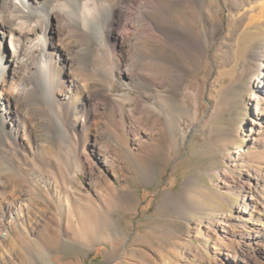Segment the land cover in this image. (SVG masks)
<instances>
[{"label": "rangeland", "instance_id": "374dc122", "mask_svg": "<svg viewBox=\"0 0 264 264\" xmlns=\"http://www.w3.org/2000/svg\"><path fill=\"white\" fill-rule=\"evenodd\" d=\"M159 2L149 15L175 41L157 53L177 62L155 64L151 90L101 80L90 60L63 94L67 132L54 123L0 157V216L23 209L5 214L0 264H264V0ZM90 93L111 101L98 121Z\"/></svg>", "mask_w": 264, "mask_h": 264}, {"label": "bare ground", "instance_id": "6f19581e", "mask_svg": "<svg viewBox=\"0 0 264 264\" xmlns=\"http://www.w3.org/2000/svg\"><path fill=\"white\" fill-rule=\"evenodd\" d=\"M74 1L0 0V83L8 77L13 86L8 94L2 92L6 89H0V157L4 159L11 145L21 147L27 138L37 142L42 136L38 129L50 130L55 123L67 132L65 129L74 124L76 113L64 101L67 97L63 94L77 86L75 72L86 71V62L92 61L91 70L101 80L110 84L118 81L120 88L124 87L123 83L140 85L146 91L154 87L150 77L161 73L155 64L177 62L166 52L157 53L158 45L163 42L161 35L175 41L162 33L163 25L149 15L158 9L159 0H80L79 21L68 10ZM187 1L195 6V0ZM54 29L56 33L52 35ZM7 39L10 40L8 51L3 48ZM40 76L48 79L51 100L42 94ZM121 98L125 102L140 100L129 93ZM89 100L94 120L98 121L111 101L91 93ZM50 102L53 114L47 111ZM26 103L32 106L25 113ZM118 138L113 132L98 130L94 144L107 145L114 153L120 145ZM112 166L116 167L114 160ZM22 210L19 203L8 204L0 216V230L6 226L5 214ZM256 228L258 233L262 231ZM235 264L242 263L236 259Z\"/></svg>", "mask_w": 264, "mask_h": 264}]
</instances>
